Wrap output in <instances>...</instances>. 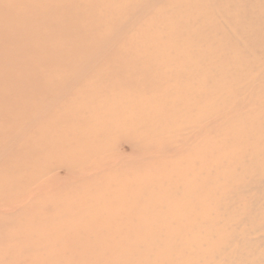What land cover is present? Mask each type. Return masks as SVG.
<instances>
[{
    "label": "bare ground",
    "instance_id": "bare-ground-1",
    "mask_svg": "<svg viewBox=\"0 0 264 264\" xmlns=\"http://www.w3.org/2000/svg\"><path fill=\"white\" fill-rule=\"evenodd\" d=\"M0 264H264V0H0Z\"/></svg>",
    "mask_w": 264,
    "mask_h": 264
},
{
    "label": "rangeland",
    "instance_id": "rangeland-1",
    "mask_svg": "<svg viewBox=\"0 0 264 264\" xmlns=\"http://www.w3.org/2000/svg\"><path fill=\"white\" fill-rule=\"evenodd\" d=\"M126 148V147H125ZM126 151H128V150H126Z\"/></svg>",
    "mask_w": 264,
    "mask_h": 264
}]
</instances>
